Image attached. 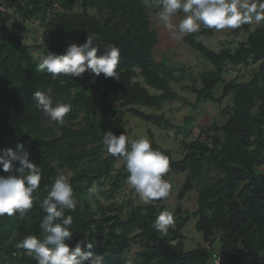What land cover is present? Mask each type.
Wrapping results in <instances>:
<instances>
[{"label": "trees", "instance_id": "obj_1", "mask_svg": "<svg viewBox=\"0 0 264 264\" xmlns=\"http://www.w3.org/2000/svg\"><path fill=\"white\" fill-rule=\"evenodd\" d=\"M55 1L53 6L50 0H0V8L13 9L24 21H39L38 45L45 55L62 54L69 43L82 44L87 35L97 37L94 43L100 52L118 48L119 81L103 74L94 77L88 71L80 77L53 79L37 70L28 45L0 21V150L24 145L30 161L41 169L40 186L34 193L40 199L56 177L70 174L78 201L76 211L65 212L73 217L72 236L65 241L70 249L81 241L82 251L102 256L104 264H122L133 244L140 246L135 254L140 264H213L219 255L224 256L222 264H264V170L256 171L264 165V26L250 31L234 49L223 46L217 52L201 40L215 30L202 27L183 38L212 65L200 73L201 87L194 89L197 100L219 101L232 93V108L226 111L223 125L214 123L201 130L202 139L182 143L180 159L151 142L154 150L169 158V172L186 173L177 190L174 223L164 234L152 226L162 212V200L148 205L130 203L126 211L117 213H107L110 206L99 201L121 189L128 176L123 162L113 173L118 157L106 152L105 132L126 135L124 110L145 122L167 125L163 116L145 114L134 106L153 107L179 99L170 85L173 72L152 56L156 32L150 26L149 9L159 8L144 0ZM257 62L261 63L249 80L222 82L226 63ZM139 78L157 93H150ZM220 82L221 95L214 98L212 91ZM78 83L88 86L95 99L76 88ZM49 90L54 102L71 105L62 125L44 116L33 99L35 92ZM0 175L8 174L0 169ZM93 185L94 195L88 191ZM192 189L196 209L189 213L182 209V200ZM44 215L36 201L23 217L0 216V264H37L17 244L29 235L43 238L39 225ZM190 219L208 245L184 250L181 230ZM84 239L93 244L91 249L85 247ZM215 242L219 247L214 252Z\"/></svg>", "mask_w": 264, "mask_h": 264}, {"label": "clouds", "instance_id": "obj_2", "mask_svg": "<svg viewBox=\"0 0 264 264\" xmlns=\"http://www.w3.org/2000/svg\"><path fill=\"white\" fill-rule=\"evenodd\" d=\"M144 3L159 8L155 13L156 22L162 24L177 42L188 34L199 32L202 27L220 32L264 22V0H144ZM181 12L183 18L178 24L173 23V18ZM96 39L95 35H87L82 44L69 43L62 54L40 55L37 70L46 71L53 79L80 77L88 71L94 77L103 74L106 79L119 81V49L112 46L100 52L101 48L94 43ZM33 99L44 116L60 125L71 111L70 104L54 102L50 90L35 92ZM102 144L109 155L122 159L128 173L127 182L143 204L169 197L173 186L163 178L170 169L169 158L154 150L147 138L130 139L123 133L115 135L106 131ZM17 162L19 167H15ZM0 169L8 174L0 175V216L18 214L23 217L36 201L45 213L39 225L43 238L29 235L17 247L24 249L37 264H104L102 256L82 251L81 241L71 249L65 242L72 236L73 223V217L66 216L65 212L76 211L78 205L67 176L56 177L43 199L35 196L41 182V169L30 161L23 144H17L15 150H0ZM88 191L94 195L97 189L93 185ZM173 223L172 212L162 211L152 226L166 234ZM83 243L87 249L93 247L87 239Z\"/></svg>", "mask_w": 264, "mask_h": 264}, {"label": "rangeland", "instance_id": "obj_3", "mask_svg": "<svg viewBox=\"0 0 264 264\" xmlns=\"http://www.w3.org/2000/svg\"><path fill=\"white\" fill-rule=\"evenodd\" d=\"M24 0H21L23 2ZM52 5H57L55 0H50ZM0 21L10 33L18 34L22 41L28 45L29 50L38 64L39 56L45 55L39 47L42 27L38 20L24 21L20 15L13 9L0 8ZM93 13V10H89ZM153 6L149 9L150 26L156 32V42L152 50L154 61H163L167 67L171 69L174 74V79L170 81L172 89L177 92L179 99L159 102L157 105L150 106H134L145 114H155L163 116L168 120L167 125L155 124L145 122L140 118L126 112L124 108L125 131L126 136L130 139L147 138L150 142L157 143L163 148L169 149L174 159H180L182 156V143H187L196 138H203L204 135L201 130L216 124L221 126L227 119L226 111L232 108V93L226 94L222 100H197V93L194 89L201 87L200 73L211 70L212 65L206 61L198 52L187 46L183 40L177 42L169 34L168 30L162 25L158 24L155 19ZM183 13L173 18V23L178 24L183 18ZM264 26V22L256 24L243 25L240 29L228 31H214L210 37H202V42L211 50L217 52L223 46L234 49L238 43L245 41L248 33L256 27ZM261 62L248 63L246 65H233L226 63L224 72L222 73V82L226 83L232 79L244 82L251 78L252 73L258 69ZM264 65V62H263ZM150 93H157V91L148 86L142 78L138 79ZM222 83H218L213 89L214 98H218L222 92ZM76 88L83 89L95 99V95L83 83H78ZM119 107L115 102L112 103ZM98 115L101 114L99 108H96ZM212 132V131H211ZM122 159L118 157L113 173L121 168ZM264 170L262 167L256 168V171ZM210 176L215 177V172L211 171ZM70 174H67L69 177ZM186 173H172L167 175V181L172 184V191L169 197L162 200V211L174 212L176 208V196L178 187L183 183ZM105 182V181H104ZM108 186H105L107 189ZM106 196V195H105ZM100 205L106 207L110 206L107 213H117L118 210L124 212L128 209L129 204L144 205L127 182L123 181L122 187L114 191L108 198L100 197ZM182 209L187 212H192L196 209V193L192 189L188 191L182 200ZM182 242L184 250H191L198 245H208V241L202 239L201 233L194 228V219H190L182 228ZM218 243L212 245L213 251L218 250ZM140 249L139 245L133 244L124 256L122 264H140L135 254Z\"/></svg>", "mask_w": 264, "mask_h": 264}, {"label": "built area", "instance_id": "obj_4", "mask_svg": "<svg viewBox=\"0 0 264 264\" xmlns=\"http://www.w3.org/2000/svg\"><path fill=\"white\" fill-rule=\"evenodd\" d=\"M218 261H219V264H222L224 262V256L223 255H219L217 256L214 261H213V264H218Z\"/></svg>", "mask_w": 264, "mask_h": 264}]
</instances>
